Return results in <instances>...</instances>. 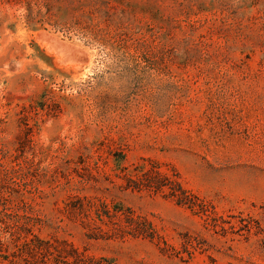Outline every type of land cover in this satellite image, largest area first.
I'll list each match as a JSON object with an SVG mask.
<instances>
[{"label": "rangeland", "instance_id": "374dc122", "mask_svg": "<svg viewBox=\"0 0 264 264\" xmlns=\"http://www.w3.org/2000/svg\"><path fill=\"white\" fill-rule=\"evenodd\" d=\"M0 264H264V0H0Z\"/></svg>", "mask_w": 264, "mask_h": 264}, {"label": "bare ground", "instance_id": "6f19581e", "mask_svg": "<svg viewBox=\"0 0 264 264\" xmlns=\"http://www.w3.org/2000/svg\"><path fill=\"white\" fill-rule=\"evenodd\" d=\"M48 38V37H47ZM51 41H53V42H55V43H57L58 45H60L62 48H64V49H67V50H75L74 48H72V47H70V46H68V45H65L64 43H61V42H59V41H57V40H55V39H50ZM63 50V49H62Z\"/></svg>", "mask_w": 264, "mask_h": 264}]
</instances>
